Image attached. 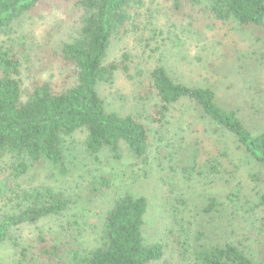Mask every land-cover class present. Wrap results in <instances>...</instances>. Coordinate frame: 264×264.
I'll return each instance as SVG.
<instances>
[{
    "label": "trees",
    "instance_id": "trees-1",
    "mask_svg": "<svg viewBox=\"0 0 264 264\" xmlns=\"http://www.w3.org/2000/svg\"><path fill=\"white\" fill-rule=\"evenodd\" d=\"M145 6V0H0V34L25 15L68 9L74 11L77 25L53 53V62L63 72L60 86L36 77L25 83L21 51L13 43L0 44V198L12 194L15 200H9L14 206L8 211L1 207L0 246L14 228L71 212L55 230L40 229L32 244H14L21 264H177L189 255L194 264H262L248 242L258 236L257 223H264V195H257L256 203L243 195L236 169L225 168L228 154L224 149L205 150L199 138L173 145L169 167L211 185L219 176L228 192L197 198L196 228L187 229V236L171 233L165 243L145 242L150 201L137 191L115 195L98 229L72 212L81 201L106 196L111 185L105 176L87 182L81 195L46 184L26 186L29 174L40 168L63 177L101 155L119 161L128 154L142 167L149 164L150 127L136 117L109 112L98 93V86L110 84L119 71L128 80L138 78L142 91L156 98L158 105L149 116L152 127L165 126L176 104L191 102L209 130L234 138L264 176V131L248 129L240 108L221 104L213 89L174 80L161 64L144 76L140 64L132 68L128 53L116 62L106 61L114 39L136 35ZM170 14L187 32L189 27H260L264 0H172ZM87 229L94 233L90 240L85 239Z\"/></svg>",
    "mask_w": 264,
    "mask_h": 264
},
{
    "label": "rangeland",
    "instance_id": "rangeland-1",
    "mask_svg": "<svg viewBox=\"0 0 264 264\" xmlns=\"http://www.w3.org/2000/svg\"><path fill=\"white\" fill-rule=\"evenodd\" d=\"M145 2L146 6L137 20L139 30L136 35L114 39L106 61L116 62L122 54L128 53L132 68L140 64L144 76L161 64L180 83L213 89L221 104L240 108V117L248 129L264 131V26L227 25L216 31L206 27L194 31L193 27H189L191 30L187 32L183 30L184 26L175 25L176 20L171 17L172 0ZM73 15L71 9L25 15L11 26L10 31L0 34V44L13 43L16 51H21V78L25 83L36 77L60 86L63 72L53 62V53L75 31L77 25ZM187 23L185 21L183 25L187 26ZM98 93L109 112L136 117L150 127L149 164L142 167L128 154L119 161L101 155L97 161H83L63 177L53 174L48 168H40L26 179V186L29 187L46 184L57 191L81 195L87 182L100 176L107 177L111 186L105 197L92 203L81 201L72 211L82 222L98 229L115 195L137 191L150 201L149 223L144 229L147 244L165 243L171 233L187 236L183 233L187 229L194 230L198 222L193 202L209 193L226 194L228 188L219 176L211 185L205 179L184 177L169 167L167 156L172 152L173 145L185 144L180 142L181 139L199 138L205 150L224 149L228 154L225 168L236 169L243 195L254 203L259 202L257 195H264V176L260 168L238 147L234 138L209 130L210 125L200 118L191 102L176 104L168 112L167 124L154 128L149 116L158 102L153 94L142 91L138 78L128 80L119 71L110 84L98 86ZM254 175L258 178H253ZM12 196H5L8 201L0 198V216L1 207L4 212L14 206L13 202H9L14 200ZM70 218L71 212L61 218L51 217L34 225L14 228L7 241L0 246V264H21L17 245L32 244L40 229L55 230ZM263 226L264 223H257L255 229H259L258 236L251 237L248 242L252 254L257 257L256 261L262 264ZM85 233L86 240L94 235L92 229H87ZM192 260V255H189L177 264H194Z\"/></svg>",
    "mask_w": 264,
    "mask_h": 264
}]
</instances>
